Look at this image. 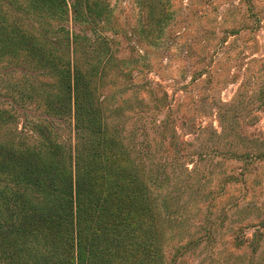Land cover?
<instances>
[{
  "label": "rangeland",
  "instance_id": "374dc122",
  "mask_svg": "<svg viewBox=\"0 0 264 264\" xmlns=\"http://www.w3.org/2000/svg\"><path fill=\"white\" fill-rule=\"evenodd\" d=\"M141 1L107 0L111 20L106 30L97 27L86 34L93 44L106 36L110 51L117 49L121 59L131 56L124 63L130 69L123 74L114 73L115 58L97 72L105 88V115L137 143L139 152L145 151V137L158 150L153 159L148 153L140 159L144 167L152 162V171L160 170L159 156L167 148L177 159V151L184 155L190 170L195 153L214 155L198 160V172L191 174L181 171L183 158L165 168L168 187L161 195L177 188L170 183H181L178 205L183 209L171 214L178 218L169 223L167 264H264V111L252 108L246 114L233 106L241 91L242 102L250 103L244 95L252 93L251 104L258 108L254 95L264 82V0H160L167 8L163 13L156 5L154 14L149 11L158 19L153 28L145 21ZM5 14L7 8L0 5V15ZM70 20L63 25L75 34L85 33L71 13ZM10 22L8 31L14 27ZM24 23L15 31L32 26ZM239 29V34L223 37L224 30ZM218 40L226 43L218 46ZM85 56L88 60L86 54L81 58ZM43 70L26 52L0 55V110L8 111L19 129L26 126L27 133L34 123L37 133H50L67 151L77 141L73 124L48 115L42 97L54 83ZM45 118L53 120L56 130ZM161 132L167 141L157 136ZM39 139L31 135L26 140ZM178 141L183 143L180 149ZM167 207L172 212L176 205Z\"/></svg>",
  "mask_w": 264,
  "mask_h": 264
},
{
  "label": "trees",
  "instance_id": "16d2710c",
  "mask_svg": "<svg viewBox=\"0 0 264 264\" xmlns=\"http://www.w3.org/2000/svg\"><path fill=\"white\" fill-rule=\"evenodd\" d=\"M0 5L8 12L0 15V55L26 52L39 67L44 66L54 83L42 97L47 113L51 119L72 121L77 140L65 151L61 142L50 139V133H37L34 123L27 133L26 126L19 129L9 112L0 110V264H167L164 245L171 236L169 223L178 218L171 214L183 210L178 205L181 183H170L169 187L177 188L167 197L161 195L168 187V166L183 158L181 171L191 174L198 172V160L214 155L195 153L190 163L195 168L190 170L184 155L177 151V159L165 148L157 165L163 173L152 171V162L148 168L140 162L146 153L156 157L152 139L145 137V151L139 152L137 143L132 144L125 130L105 115V88L97 70L115 58L114 73L123 74L122 70L130 69L124 63L132 61L131 56L115 55L117 49L111 52L106 36L96 37L101 43L93 44L86 34L97 27L106 30L111 20L107 0H0ZM156 5L165 13L167 6L160 0L141 1L150 28L158 21L153 17ZM70 13L72 21L84 27V34L63 25L71 21ZM9 20L14 26L10 31ZM25 21L38 33L30 25L16 32L15 27H23ZM241 31L224 30L223 37ZM218 42V46L226 43ZM85 54L88 60L81 58ZM256 93L258 108L251 104L252 93L246 92L250 102L246 105L251 107L247 110L241 91L233 106L246 114L252 108L264 111V82ZM43 121L52 127L53 120ZM31 135L39 141L28 142ZM157 136L167 141L164 132ZM177 144L180 149L183 143ZM173 205L169 212L167 206Z\"/></svg>",
  "mask_w": 264,
  "mask_h": 264
}]
</instances>
